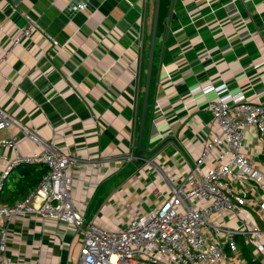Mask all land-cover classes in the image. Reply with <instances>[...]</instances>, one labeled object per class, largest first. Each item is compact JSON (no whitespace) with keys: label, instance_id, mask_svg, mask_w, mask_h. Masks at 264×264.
<instances>
[{"label":"crops","instance_id":"1","mask_svg":"<svg viewBox=\"0 0 264 264\" xmlns=\"http://www.w3.org/2000/svg\"><path fill=\"white\" fill-rule=\"evenodd\" d=\"M160 2L139 161L155 0H0V107L56 150L95 163L70 171L72 201L86 221L111 231L158 206L169 193L159 171L181 181L218 132L207 110L218 95L203 90L224 85L264 102V0ZM25 15L39 29L13 45ZM11 135L17 148L1 156L38 150L17 127L2 132ZM244 149L264 165L255 130ZM7 228L11 263H77L82 235L73 226L34 213ZM241 251V262L252 263Z\"/></svg>","mask_w":264,"mask_h":264},{"label":"built area","instance_id":"2","mask_svg":"<svg viewBox=\"0 0 264 264\" xmlns=\"http://www.w3.org/2000/svg\"><path fill=\"white\" fill-rule=\"evenodd\" d=\"M25 21L13 45L39 29L29 16L25 15ZM211 91L218 97L208 103L207 110L218 132L203 144L181 181L174 182L159 171L168 195L115 231L86 221L73 205L70 171L95 163L56 150L0 107V149L16 150L18 138L2 136L13 126L38 146L37 151L10 159L0 155L4 160L0 170V264H26L7 258V224L34 213L81 233L76 264H249L241 262L242 245L252 263L263 256L264 229L259 221L264 225V165L250 158L244 142L250 129L264 140V102L231 95L224 85L207 88L203 94ZM34 164L47 168L36 188L12 205L3 204L4 181L15 168Z\"/></svg>","mask_w":264,"mask_h":264},{"label":"trees","instance_id":"3","mask_svg":"<svg viewBox=\"0 0 264 264\" xmlns=\"http://www.w3.org/2000/svg\"><path fill=\"white\" fill-rule=\"evenodd\" d=\"M46 172V167L41 164H34L31 165L30 169L23 170L20 174L13 176L10 174L3 184L1 202L9 205L26 197L36 188Z\"/></svg>","mask_w":264,"mask_h":264},{"label":"water","instance_id":"4","mask_svg":"<svg viewBox=\"0 0 264 264\" xmlns=\"http://www.w3.org/2000/svg\"><path fill=\"white\" fill-rule=\"evenodd\" d=\"M159 4H160V0H155L151 36H150V44H149V52H148V58H147V67H146V73H145V83H144V91H143V102H142V111H141V118H140V127H139V134H138L137 157L139 161L142 160L140 152L142 150V139H143V133H144V127H145V116H146V111H147V102H148L149 87H150Z\"/></svg>","mask_w":264,"mask_h":264},{"label":"rangeland","instance_id":"5","mask_svg":"<svg viewBox=\"0 0 264 264\" xmlns=\"http://www.w3.org/2000/svg\"><path fill=\"white\" fill-rule=\"evenodd\" d=\"M160 4H161V2H160ZM152 10V12H153V8H151L149 11H148V16H150V14H152V13H150V11ZM148 28H149V26H148ZM145 44H146V46H144L145 48H147V45H148V41H145ZM145 51V50H144ZM259 221V220H258ZM259 227L261 228V229H264V225L259 221Z\"/></svg>","mask_w":264,"mask_h":264}]
</instances>
